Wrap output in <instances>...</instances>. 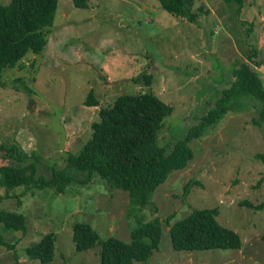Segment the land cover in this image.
I'll use <instances>...</instances> for the list:
<instances>
[{
  "label": "rangeland",
  "instance_id": "1",
  "mask_svg": "<svg viewBox=\"0 0 264 264\" xmlns=\"http://www.w3.org/2000/svg\"><path fill=\"white\" fill-rule=\"evenodd\" d=\"M86 2L81 8L58 0L43 50L2 70L0 145L30 155L37 175L51 178L53 170L63 169L67 153H76L90 137L99 109L119 93L153 92L173 105L158 137L170 152L233 87L235 64L250 62L264 85L262 0H246L240 11L225 0H193L195 22L167 12L159 0ZM89 90L96 104L85 103ZM223 104L226 112L190 141L194 156L188 165L171 171L144 207L136 208L127 191L109 187L96 174L89 179L73 170L66 173L76 178L63 192L56 186H0V208L26 217L23 231L0 225L14 245L0 246V264H100L99 243L75 250V221H88L99 240L130 241L136 225L156 217L162 220L159 247L148 260L132 264H264V162L256 157L264 153V122L252 120L263 102L238 90ZM12 163L22 164L0 150V165ZM213 207L216 218L238 232L241 248L174 249L171 223L193 209ZM49 232L55 235L54 259H30L25 248Z\"/></svg>",
  "mask_w": 264,
  "mask_h": 264
},
{
  "label": "trees",
  "instance_id": "2",
  "mask_svg": "<svg viewBox=\"0 0 264 264\" xmlns=\"http://www.w3.org/2000/svg\"><path fill=\"white\" fill-rule=\"evenodd\" d=\"M162 7L172 15L195 22L197 13L191 8L193 0H159ZM237 4L238 11L246 0H225ZM58 0H10L0 4V83L4 67H13L28 52L39 53L46 45V34L54 23ZM73 4L84 8L86 0H73ZM201 10L202 7L200 6ZM264 12V0H262ZM253 49V55H256ZM252 58V55L250 56ZM236 79L233 87L224 89L216 103L196 124H193L185 137L178 140L168 152L158 141L159 130L166 116L174 111L172 104L153 92L119 93L113 103L101 107L98 119L91 122V135L76 153H67L63 169L53 170V176L46 178L37 175L36 162L29 160L16 145H0L4 156L21 165H0V186L6 190L16 187L56 186L63 192L74 178L67 170L94 174L112 188L127 191L132 204L137 208L146 206L171 171L184 169L194 156L190 141L199 136L206 124L213 122L228 107L223 101L232 98L238 90L250 92L262 100L258 118L254 123L264 122V85L257 70L248 61L235 64L232 69ZM87 104H96L89 90ZM34 153L31 155L33 156ZM256 157L264 162V153ZM95 176V175H94ZM242 204L258 207L248 201ZM135 208V209H136ZM261 208V207H258ZM218 208H196L170 225L172 246L176 250L240 249L241 237L235 230L226 227L216 218ZM174 215L168 216L171 219ZM0 225L3 230H25L26 217L22 213L0 208ZM55 235L46 233L35 244L25 248L26 255L42 263L51 262L55 256ZM162 237L160 217L144 221L131 230V240L125 241L116 236L99 240L97 232L88 221H75L72 225V241L76 251H84L100 244V264H132L135 260H148L156 250ZM0 246L14 248L5 241L0 230Z\"/></svg>",
  "mask_w": 264,
  "mask_h": 264
}]
</instances>
